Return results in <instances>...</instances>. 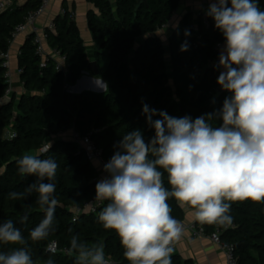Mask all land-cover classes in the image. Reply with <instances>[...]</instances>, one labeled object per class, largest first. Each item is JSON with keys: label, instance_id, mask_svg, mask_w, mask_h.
<instances>
[{"label": "trees", "instance_id": "obj_1", "mask_svg": "<svg viewBox=\"0 0 264 264\" xmlns=\"http://www.w3.org/2000/svg\"><path fill=\"white\" fill-rule=\"evenodd\" d=\"M89 1L95 8L88 15L92 36L109 56L100 73L107 83L106 91L68 90L88 69L90 60L75 17L64 8L53 21L54 29L48 27L46 34L49 46L66 57L71 79L56 69L55 57L49 55L44 61L34 41L35 33L30 32L19 54L23 91L17 102V93L13 92L14 102L0 109V224L12 220L21 230L35 264L49 258L54 264H75L74 253L53 254L48 250L54 241L60 249H69L72 236L89 245L103 244L106 258L113 264H130L117 233L104 229L98 220L99 212L109 201L97 212H75L96 195L99 172L82 146L66 132L74 130L81 136H90L109 161L117 150L114 146L128 132L139 129L146 142L154 137L155 130L142 112L143 105L173 117L195 120L218 114L224 99L232 95L224 91L215 99L221 88L217 78L222 72L217 47L225 41L210 16L202 13L194 17L193 12H188L181 17L169 37V64L167 47L157 31L169 23L183 0ZM41 3L42 0H28L26 4L13 1L10 8L0 13V54L9 51L14 30ZM259 7L264 10V0H259ZM184 43L188 45L187 51L180 50ZM7 70L0 56V101L10 88ZM157 119H161L158 114L152 117L153 121ZM209 123L219 127L222 120L214 116ZM31 150L58 164L55 180L51 181L56 184L54 196L58 201L54 231L37 242L31 241L29 233L44 218L38 194L9 198V193H23L36 180L34 176L21 175L16 163ZM163 179L165 187L170 188L166 172ZM168 203L171 215L183 221V207L174 198ZM229 203L232 225L196 223L209 235L219 230L221 240L234 245L238 264H264V203ZM24 216L27 219L21 222ZM17 247L20 245L0 243V252ZM171 259L172 264H194L175 252Z\"/></svg>", "mask_w": 264, "mask_h": 264}, {"label": "clouds", "instance_id": "obj_2", "mask_svg": "<svg viewBox=\"0 0 264 264\" xmlns=\"http://www.w3.org/2000/svg\"><path fill=\"white\" fill-rule=\"evenodd\" d=\"M208 3L206 15L225 41L217 83L231 97L224 99L218 114L195 120L143 105L154 137L146 142L139 129L125 134L104 164L108 176L95 185L96 199L109 201L98 220L104 229L117 233L130 264H172V245L184 225L171 215L170 198L194 209L191 214L200 223L223 227L233 223L229 202L264 203V10L259 0ZM180 50L187 51L188 45L181 44ZM157 114L161 119L153 121ZM214 116L222 120L221 126L209 123ZM16 163L21 175L36 180L23 193H9V198L38 194L44 218L29 237L33 242L45 240L54 231L58 201L51 181L58 164L35 151ZM165 172L170 188L164 185ZM0 243L20 245L0 252V264H35L28 241L12 220L0 224ZM68 251L75 254V264H110L101 243L89 245L72 236ZM46 264L54 261L49 258Z\"/></svg>", "mask_w": 264, "mask_h": 264}, {"label": "crops", "instance_id": "obj_3", "mask_svg": "<svg viewBox=\"0 0 264 264\" xmlns=\"http://www.w3.org/2000/svg\"><path fill=\"white\" fill-rule=\"evenodd\" d=\"M19 4H26L28 0H14ZM209 7V3H202L196 0H183L180 7L173 14L168 24L157 31V35L163 40L166 48V61L170 64V50H169V37L173 29L178 25L181 17L188 13L193 12L194 17H198L200 14H206ZM64 8H68L69 11L74 13L75 21L79 27L82 39L87 48L90 62H96L98 73L94 70L89 71L85 77H80V81L75 85H71L73 93L82 92H94L103 93L106 90L98 88L97 83L93 81H105L101 77V70H104L107 66L105 62V52L101 49L93 36L89 26L88 15L91 10H94V6L89 0H49V4L46 7L44 13L37 19V26L41 31L46 30L54 21V19L62 13ZM29 31L20 33L11 43L10 53V66L8 68V77L10 87L13 92L17 93V100H19L20 94L23 91L20 70H19V54L21 47L25 43ZM165 40L167 42H165ZM224 46V44H223ZM222 46V49H223ZM44 47L47 56L53 54V49L49 46L48 42H44ZM221 49V51H222ZM220 51V52H221ZM58 60V58L56 57ZM103 61L105 66L103 65ZM222 70V67H221ZM93 82V83H92ZM106 82V81H105ZM9 131L6 130L5 134ZM74 130L66 132L69 137H72ZM185 211V219L181 221L184 225V232L179 240L175 241L174 252L178 253L184 259L193 260L194 264H228L226 254L219 245L214 243L208 235L200 237H193L188 226L196 222L194 216L191 214L194 209L189 208L187 205L183 207ZM38 264H46V262H40Z\"/></svg>", "mask_w": 264, "mask_h": 264}, {"label": "built area", "instance_id": "obj_4", "mask_svg": "<svg viewBox=\"0 0 264 264\" xmlns=\"http://www.w3.org/2000/svg\"><path fill=\"white\" fill-rule=\"evenodd\" d=\"M13 1L14 0H0V13L4 10L10 8L11 5L13 4ZM196 1H200L202 3H208V0H196ZM48 4H49V0H42L41 5L38 8L30 11L26 20L23 23L19 24L13 32V40L20 33H23L26 31H29V33L30 32L35 33L34 41L37 44L38 53L40 54V56L43 57L44 61H47L48 56H49V55L47 56L46 51H45V47H44V42L47 41L48 36L46 34V30L41 31L38 28L37 19L40 15H42L44 13ZM62 12H64V10ZM71 15H72V17H74L73 12L71 13ZM49 28L54 29V23H52L49 26ZM222 46H223V44H219L217 49L219 51H221ZM53 54H54L53 57L58 58V60H57L58 63L56 65V69L59 71H63L64 74L66 75V78H68V73H69L68 69L69 68H68V65L66 63V57L64 55H62V53L58 49H53ZM0 56L4 59V65L8 69L10 66V53H9V51L1 53ZM7 77H8V70H7ZM8 81H9V77H8ZM67 88L70 92H72L70 86H68ZM12 93H13V91L10 87L7 90L6 96L11 95ZM73 139L76 142H78L82 146V148L85 150L88 160L93 162V164L97 167L98 172H99V181L103 178H106L108 176V173H106L103 170V167H104V164L107 163L108 161L104 158L102 150L96 145V143L91 139L90 136H81L79 133L74 131ZM105 202H106V200L96 199V195H95L90 201H87L83 207L76 208L75 212L77 215H79L83 212H97L99 210V207L101 205H103ZM77 215L75 216L76 218H74V221L77 220ZM188 229L191 231V234L193 237H200L203 235H208L212 239V241L214 243H216L217 245H219L221 247V249L225 252L228 264H238V260H237L236 254H235L234 245L231 243L223 242L221 240L219 230L209 235L205 232V229L202 226L198 225L196 222L191 223L188 226ZM172 246L174 248L175 241L173 242ZM52 249H54V251ZM48 250L53 254H56L60 251H63L65 253H69L68 249H66V248L60 249V247L58 246V243L56 241L52 242L49 245ZM108 259L110 261V264H113V261L110 258H108Z\"/></svg>", "mask_w": 264, "mask_h": 264}, {"label": "water", "instance_id": "obj_5", "mask_svg": "<svg viewBox=\"0 0 264 264\" xmlns=\"http://www.w3.org/2000/svg\"><path fill=\"white\" fill-rule=\"evenodd\" d=\"M91 70H94L96 73H98V70H97V66H96V62H90L89 63V66H88V69L85 70L83 73V77L86 76V74L91 71ZM72 75L70 73H68V78L71 79ZM80 81V79L78 80V82ZM225 90H223L222 88H219L217 90L218 94L215 96V99L218 98L219 94L224 92ZM14 102V96H13V93L9 96H5L3 99H1L0 101V109L6 105H9V104H12ZM35 150H31L30 152H33ZM36 152V151H35ZM29 153V152H28Z\"/></svg>", "mask_w": 264, "mask_h": 264}, {"label": "rangeland", "instance_id": "obj_6", "mask_svg": "<svg viewBox=\"0 0 264 264\" xmlns=\"http://www.w3.org/2000/svg\"><path fill=\"white\" fill-rule=\"evenodd\" d=\"M165 42H167V41L165 40ZM104 57H105L104 59H105L106 64H108V62H109V56H108V53L107 52H105ZM103 65L105 66L104 61H103ZM222 71H223V68H222ZM93 82L94 83H97L98 88H100L101 90H106L107 89V83L105 81H103V82H101V81H96V82L93 81Z\"/></svg>", "mask_w": 264, "mask_h": 264}]
</instances>
